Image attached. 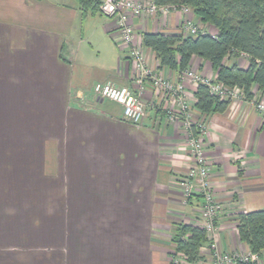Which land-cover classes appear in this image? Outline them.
<instances>
[{"label": "crops", "instance_id": "0c3cea01", "mask_svg": "<svg viewBox=\"0 0 264 264\" xmlns=\"http://www.w3.org/2000/svg\"><path fill=\"white\" fill-rule=\"evenodd\" d=\"M184 18L216 31L192 11L132 17L147 66L173 80L180 78L179 71L160 65L144 45L143 33L175 32ZM116 24L82 0H0V118L9 103L16 107L14 118H30L31 132L23 142H0V264H173V223H202V197L185 199L179 184L193 161L184 123L170 118L178 104L145 80L147 114L136 125L123 118L119 104L94 92L100 81L139 89L131 45L119 38ZM226 62L249 63L245 55ZM191 68L217 77L211 63L200 57L193 58ZM186 84L193 116L207 121L204 141L219 202L216 245L232 254H248L251 248L239 237L237 216L264 208V115L253 103L260 91L255 85L252 101L237 97L225 111L205 114L195 107L197 83ZM55 101L64 116L68 112L64 130L59 122L55 130L68 133L69 121L77 126V172L72 174L77 176L72 181L76 192L67 180L57 186L60 170L68 165L63 139L51 137L53 128L48 126L43 142L33 141L31 118L42 111V103ZM35 155L49 182L57 169L55 186L46 183L45 193L32 182ZM17 178L23 181L21 189ZM50 188L60 197L73 198L68 212L77 213V237L35 236L40 227L33 220L34 199L46 197L48 214ZM213 252L210 243L200 250L208 260ZM259 261L264 264V250Z\"/></svg>", "mask_w": 264, "mask_h": 264}, {"label": "trees", "instance_id": "16d2710c", "mask_svg": "<svg viewBox=\"0 0 264 264\" xmlns=\"http://www.w3.org/2000/svg\"><path fill=\"white\" fill-rule=\"evenodd\" d=\"M92 11L100 9V0H82ZM157 5H188L201 23L211 25L215 32L206 27L197 33L185 35L182 32L143 33V43L151 48L160 60L161 66L179 72L191 68L195 56L209 61L217 73L215 81L243 89L248 100L254 98V86L260 91L257 101L264 96V0H154ZM248 58V66L237 62L228 63L227 58ZM195 107L202 113L225 111L232 98H221L211 92L208 84L199 82L195 91ZM264 115V114H263ZM264 129V120L262 123ZM237 229L241 240L259 256L264 250V208L240 212ZM171 241L174 243L173 264L178 254L186 262L195 263L201 259L200 250L205 243H211L206 229L184 221L173 223ZM236 264H260L251 259H237Z\"/></svg>", "mask_w": 264, "mask_h": 264}, {"label": "built area", "instance_id": "2783aa9c", "mask_svg": "<svg viewBox=\"0 0 264 264\" xmlns=\"http://www.w3.org/2000/svg\"><path fill=\"white\" fill-rule=\"evenodd\" d=\"M175 5H157L154 0H100V11L117 22L121 40L126 45H131L130 54L134 61L136 69V84L139 89H135L129 85H117L112 81L96 82L93 86L97 96L107 98L119 103L122 106L123 118L140 125L143 123L147 114V103L142 96V87L145 80H149L154 89L170 95L178 104V108L171 112L170 118L176 120L180 118L188 135V143L191 151L193 164L188 171L180 179L181 192L185 199H189L192 195L198 194L202 197V223L208 234H211L213 248V256L210 264H233L238 258L253 261H259L257 253L249 252L246 255L232 254L221 251L215 242V235L218 230L219 202L216 199L210 180V169L206 154V144L204 135L207 132V123L205 119H195L192 108L188 103V87L187 80H191L197 85L199 82L208 84L212 93L219 95L221 98H237L241 97L242 89L238 86L228 87L220 81L206 76H200L192 68H188L181 72L180 79L172 81L157 70L147 66L144 53L140 47L134 43L135 33L131 18L134 16H144L146 13H156L167 11ZM185 12H190L188 5L178 6ZM188 28L192 33L199 30L196 25L192 29L191 22L188 21ZM190 24V25H189ZM257 109L264 114V100L257 103ZM214 241V242H213ZM175 262H179L175 259ZM205 261L201 262L203 264ZM206 264V263H205Z\"/></svg>", "mask_w": 264, "mask_h": 264}, {"label": "rangeland", "instance_id": "374dc122", "mask_svg": "<svg viewBox=\"0 0 264 264\" xmlns=\"http://www.w3.org/2000/svg\"><path fill=\"white\" fill-rule=\"evenodd\" d=\"M135 1L144 2V0H135ZM168 5H175V4H168ZM175 6L176 7L170 8L164 12L160 11V12L150 13V14L146 13V15H144V16L155 15L158 17L159 14H161V15L166 14L167 15L169 13H172V12L178 11V10L181 11L182 13L183 12L188 13V12H185L181 7H178L177 5H175ZM191 11L192 10H190V12ZM188 21L192 23V25L189 24L192 29L195 28L194 27L195 25H196L198 30L203 28V26H201L200 23L195 22L194 20H192V18L191 19L184 18V21L180 23L178 30H176V32L177 31L182 32L185 35L192 34V32L190 31L191 29L188 28V24H187ZM131 24H132V18H131ZM133 29H134V27H133ZM134 33H135V31H134ZM119 38L121 39L120 36H119ZM134 43L137 46H139L138 43L136 42V35H135ZM124 44L126 45V43H124ZM144 58H145V61H147V57L145 54H144ZM152 70L154 71L157 69L152 68ZM198 71H196V72L200 76L209 77V76L205 75L204 73H201L200 71L199 72ZM179 73L181 75V72H179ZM163 75L166 76L165 74H163ZM169 79H171V78H169ZM171 80L177 81L178 79L177 80L171 79ZM228 87H230V86H228ZM239 94H240L241 98L246 99L243 89ZM100 98H102V97H100ZM258 98H257V100H258ZM102 99H107V98H102ZM143 99H144V97H143ZM232 99H234V98H232ZM108 100H110V99H108ZM262 100H264V96L260 99V101H262ZM110 101H113V100H110ZM250 101H252V100H250ZM55 102H51L49 104H46V103L43 104L42 103V106H41L42 111H40L38 116L31 118L30 124L32 125L31 127L33 129V134H34L33 141H34V144L38 143L39 141L43 142V139L46 138V134H44L45 128H48V126H51L53 128L51 133H50L51 137L63 139V144H65L64 147H66L67 154H68V158H67L68 159V165L66 168H63L60 170V177L59 178H58L56 168L54 171H51L50 176H49L51 182H49L48 175L46 173L41 172V166H40L41 159L38 157V155H35L32 182H33L34 188L36 190H38L39 192L44 191V193H45L46 192V183L47 184L50 183V185L55 184V183H53V181H55L58 178L59 182H58L57 186H63L65 184H67V182L64 183V181L67 180V181H69V187L74 192H76L77 191V185L75 186V184H73V182H72L75 174L74 175H72V174L74 171L77 172V126H73L72 122L69 121L71 126H70L68 133H59L58 131L55 130L54 126L57 127L59 125V123L61 124V127L63 130L65 127V124H68V119L66 118V117H68L67 116L68 112L66 113V111H65V116H64L62 110H59V108H58V104L60 102H58V101H55ZM113 102H115V101H113ZM253 103L256 107L257 101H255ZM117 104H119V103H117ZM43 106H44V108H43ZM72 106L76 107L74 103L72 104ZM6 107H8V109ZM5 108H6V110L4 109L3 112L1 113V115H4L6 118L5 117L0 118V122H1V125H0V142L6 141V140H11L13 142L19 143V142L25 141L26 134L28 132L31 134L30 128L28 125L30 118L26 119V122L21 117L14 118L11 115V113H12V111H14L16 109V107L15 108L10 107L9 103H6ZM74 111H75V109L72 108V110L69 111L70 115H72V113ZM206 123H207V121H206ZM25 125L27 128H25ZM38 128H40V131L38 132L39 134L37 133ZM14 167H15V169H17L16 164ZM20 169L21 168L18 167V170H20ZM65 169H66V174L64 173ZM19 173L20 172H18V177L23 178L24 176H20L21 174H19ZM75 179L77 181V176ZM17 180H19V179L17 178ZM28 180H30L29 174H28ZM22 184H23V181L19 180L18 184H17V188L21 189ZM24 185H25V187L27 186V189H28L30 183L26 182ZM51 186H55V185H51ZM64 189H67V188L63 187V190ZM55 190L53 188H50L51 193H50L49 200H48L49 201V205H48L49 212H48V214H46V212H45L46 208H47V206H45V204L47 202H44V198L46 200V197H41V196L36 197L35 196V199H34L36 202L35 209L38 212L35 211L33 220H34L35 225L37 227H40V229L38 231L34 232V233H36L35 236L64 237V238L77 237V213H69L68 212L70 207L73 206V204H71L73 201V198H67V196L66 197H63V196L60 197L59 196L60 193L58 191H55ZM196 195H198V194H196ZM193 196L194 195H192L191 197H193ZM72 209L73 208H71V210ZM201 211H202V207H201ZM217 222H218V220H217ZM220 250L223 251L222 249H220ZM244 255H246V254H244ZM177 259L180 261V264H183L181 262V259H183L185 261L184 257H182V258L177 257ZM203 261H205L203 264H205V263L210 264L211 260L203 258V259H201L195 263H192V264H201V262H203ZM236 261L233 264H236Z\"/></svg>", "mask_w": 264, "mask_h": 264}]
</instances>
